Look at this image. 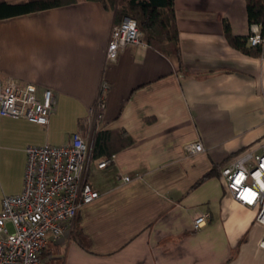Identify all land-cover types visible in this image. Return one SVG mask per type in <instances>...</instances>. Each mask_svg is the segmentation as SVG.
Segmentation results:
<instances>
[{"label": "crops", "instance_id": "crops-1", "mask_svg": "<svg viewBox=\"0 0 264 264\" xmlns=\"http://www.w3.org/2000/svg\"><path fill=\"white\" fill-rule=\"evenodd\" d=\"M232 3L174 0L179 68L146 42L106 59L117 23L98 1L0 18V84L16 77L54 92L46 125L0 116V207L22 189L27 144L62 145L79 132L91 152L99 128L132 138L89 159L86 181L98 196L47 240L39 264H264L256 208L238 202L219 173L194 186L214 160L264 142V57L226 40L228 12L234 32L247 29L241 2ZM196 140L203 150L192 152ZM199 212L209 218L194 230Z\"/></svg>", "mask_w": 264, "mask_h": 264}, {"label": "built area", "instance_id": "built-area-1", "mask_svg": "<svg viewBox=\"0 0 264 264\" xmlns=\"http://www.w3.org/2000/svg\"><path fill=\"white\" fill-rule=\"evenodd\" d=\"M143 42L136 19L125 16L110 32L106 59H113L128 44ZM248 43L264 44L261 24L249 26ZM103 101L100 94L98 105L103 106ZM53 110L51 88L39 91L34 82L16 77H8L0 84L1 117L46 125ZM188 145L192 152L203 150L198 140ZM24 152L22 189L1 198L0 264H39L47 240L62 236L79 208L98 196L86 181L90 149L79 132H73L66 144H27ZM109 161L102 160L98 166L104 167ZM219 174L232 196L241 204L256 208L255 220L264 224V142L245 147L220 166ZM208 218V212L197 213L192 228L199 229ZM260 244L264 246V237Z\"/></svg>", "mask_w": 264, "mask_h": 264}, {"label": "trees", "instance_id": "trees-1", "mask_svg": "<svg viewBox=\"0 0 264 264\" xmlns=\"http://www.w3.org/2000/svg\"><path fill=\"white\" fill-rule=\"evenodd\" d=\"M77 0H0V18L41 10ZM100 2L105 9L113 12L114 22L119 24L123 17L136 19L141 38L148 45L174 58L181 67L174 0H94ZM245 15L246 31L234 32L229 13L223 19L224 35L228 43L235 49L251 56L264 57V44L250 45L248 43V27L252 23L261 24L264 34V0H233V5L240 3ZM231 7L229 11H231ZM132 138L123 129H96L93 136L90 160L101 157H111L118 149L129 145ZM226 153L221 160H214L211 169L202 175L194 186L205 178L219 173L221 165L233 158L238 152Z\"/></svg>", "mask_w": 264, "mask_h": 264}, {"label": "rangeland", "instance_id": "rangeland-1", "mask_svg": "<svg viewBox=\"0 0 264 264\" xmlns=\"http://www.w3.org/2000/svg\"><path fill=\"white\" fill-rule=\"evenodd\" d=\"M59 126H61V125H59ZM61 127H62V126H61ZM64 127H65V126H64ZM58 130H59V127H58ZM68 135H69L68 130H66L65 132L63 131V138H67ZM10 175H12V174L10 173ZM11 177H12V176H10V179H11ZM7 226H8V228H9V230H12V228H11V226H10V223H8Z\"/></svg>", "mask_w": 264, "mask_h": 264}]
</instances>
